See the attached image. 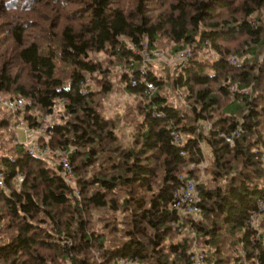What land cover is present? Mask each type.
Instances as JSON below:
<instances>
[{
    "label": "trees",
    "instance_id": "16d2710c",
    "mask_svg": "<svg viewBox=\"0 0 264 264\" xmlns=\"http://www.w3.org/2000/svg\"><path fill=\"white\" fill-rule=\"evenodd\" d=\"M263 14L264 0H0V95L31 102L24 115L33 129L38 112L53 116L62 106L39 142L75 148L67 155L81 195L18 142L11 128L18 114L4 108L0 264H193L186 228L200 237L207 264H239L240 247L264 257V236L252 246L249 224L264 200ZM164 38L175 44L171 53L193 48L171 94L134 51ZM233 56L245 60L233 64ZM113 75L136 100V115L126 114L128 142L103 107ZM208 122L209 131L201 127ZM237 129L231 147L225 136ZM173 131L187 136L184 148ZM204 142L213 154L211 180L199 185L205 220L180 218L171 205L181 177L198 174Z\"/></svg>",
    "mask_w": 264,
    "mask_h": 264
},
{
    "label": "rangeland",
    "instance_id": "374dc122",
    "mask_svg": "<svg viewBox=\"0 0 264 264\" xmlns=\"http://www.w3.org/2000/svg\"><path fill=\"white\" fill-rule=\"evenodd\" d=\"M263 18H264V14H263ZM36 23H38V22L36 21ZM174 45L175 44L172 43L170 40L164 38L162 40V42L160 43V45L155 47L153 50H150L147 45L144 47V50H140V49L134 50V48L132 47V49L136 53L137 52L139 54L141 53L140 57L143 60V69H145V70L150 69L151 71H153V73L156 74V76L161 77L162 80H164L166 82V89L169 92V94H171V92H172V83H173V80L176 76V69H177L178 65L183 64L182 61L180 59H178L179 54L171 53ZM185 50H187L189 52V56H188V58H189L190 55L192 54L193 48L187 47ZM154 53H157L158 55L155 56ZM99 56H100V58H104L102 54ZM200 56H203L204 58H215L216 57L215 53L213 51H210V50H207V52H206V50L204 52H203V50H201ZM261 58H262L261 61H264V56H262ZM233 59H235L239 63H241L245 60V58H243V57H234ZM233 59H232V62H233ZM116 69H117V73L120 72L121 74L124 73L126 70V68L124 66H122V67L113 69L114 70L113 73L116 71ZM112 77H113L112 80L115 83V90L112 94H109L107 96V98L105 99V101L103 103V107L105 109L106 116L114 119L115 121L120 120V124H119L120 126L118 129V133H119V135H121L123 137V141L128 142V139H129L128 136L130 134V131H132V126L129 124L130 121L126 122L128 119V118L126 119V114L130 115L129 119H132L133 115L134 116L136 115V113L134 112V110H135L134 106L136 105V100L134 99V97H128L125 93H123L122 92V86H121L120 82L118 81V79H116L114 77V75ZM91 84H92L91 87L93 88L95 84L94 83H91ZM95 89H96V87H95ZM232 89H233V91L242 92V94H248L249 93V90H246V91L241 90L238 88L237 85H234V87ZM155 91H156V89H155ZM4 97H6V96H4ZM231 99H233V97H231ZM177 100L180 101L179 98H177ZM3 109H4V107L0 104V118H1L2 114L5 113ZM61 114H64V111H63V108L61 105H59V107L56 110L55 115H53V116L52 115L51 116L41 115L38 112V126L34 129L30 128L28 120L25 119L24 114L22 116L17 115V118L15 120H12L11 128L14 131V133H16V137L18 139V142L20 144H22L25 149H28V147L31 145H35V146H39L42 149L47 148L53 154L55 152L61 151V153L64 154V156H66L68 159L67 154L74 153L75 148L71 149L70 151L61 150V149L54 151L48 147H42L40 142H39L40 139H42V138L43 139L45 138L46 140L49 139L48 129L52 126V124L56 120L59 119V115H61ZM21 118L26 120L28 123V127H27L29 129L28 134H25L24 130H22L18 126ZM202 126L205 127L206 130H208V131L212 129V125L209 122L202 124L201 127ZM208 127H211V128L209 129ZM42 129H44V132H46V133L43 134L42 132H40ZM201 147H202V154L204 156V160L200 164V166L198 167V174L193 178L198 184V189H199V185L205 184L207 181L211 180V176H209L207 174L206 168L210 165L212 155H213V154H211L212 151H211L210 146L206 142H204ZM49 159H51V161H53L51 156ZM48 164L52 167V162L48 163ZM192 168H194L193 165H191L189 167L190 170ZM72 169H73V167H72ZM189 175H190V173L189 174L185 173L181 177V179H183V180L188 179ZM72 186H73L72 190L75 189L78 193L76 196L77 199L80 200L81 195H80L79 190H77V187H76L75 174H74ZM194 220L204 221L205 218L201 214L200 217L194 218ZM263 221H264V214L261 215L259 220H257V223H258L257 226L259 229V233L261 234L260 240H262V238L264 236ZM185 233L192 235L193 239H194L193 247L191 250L192 256L197 251L204 252V254L206 255L205 251L202 249V247H204V246L200 240V237L198 235H196L195 233H190L188 228H186ZM183 238H184V235L179 233L178 236L175 237L173 242L174 243L180 242ZM224 245H225L224 248L228 249L229 248V246H228L229 240L227 242L225 241ZM241 250H243L242 247H240V251ZM240 251H239V257H240ZM227 256H228L229 260H231L230 258H232V256H234L233 252L230 251V249H229V252H227ZM123 263H124L123 261L120 262V264H123ZM125 264H127V263H125ZM206 264H207V262H206Z\"/></svg>",
    "mask_w": 264,
    "mask_h": 264
},
{
    "label": "built area",
    "instance_id": "2783aa9c",
    "mask_svg": "<svg viewBox=\"0 0 264 264\" xmlns=\"http://www.w3.org/2000/svg\"><path fill=\"white\" fill-rule=\"evenodd\" d=\"M144 50V49H140ZM141 54V53H140ZM155 56H157V53H154ZM189 52L187 50L179 53L178 59L182 61V63H186L189 59ZM237 64L235 59H233V64ZM91 82V78L87 77L84 81H82L81 86L87 87L89 86ZM156 89L155 84L153 83H147L146 92L149 95L154 94V91ZM0 104L8 109L10 112H13L14 114H18L19 116H22L24 114V111L27 109V106L31 105V102L25 98L19 97V98H7L3 95H0ZM18 126L24 130L25 134L29 133L28 123L23 118L20 119ZM209 129L211 127H208ZM40 132L43 134L44 129H42ZM239 135V129H237L235 132H233L229 136H225L226 141L230 144L232 147L235 143L236 136ZM172 136L175 142V145L184 148L188 144V139L185 134L179 132V131H173ZM31 154L34 156L51 163L52 167L57 171L59 175H62L64 180L67 182V184L72 188L73 186V169L72 165L69 159H67L64 154L60 152H55L54 154L51 153L47 148L42 149L39 146L31 145L28 147ZM51 154V155H50ZM181 155L184 157H188L185 152H182ZM50 156L52 157L53 161H51ZM24 181V178L21 177L18 179L19 183H22ZM5 182L4 178L0 174V188L4 187ZM74 193L77 196V191L75 189ZM200 193L198 189V184L194 179H185L183 185L181 186V189L175 194L174 200L172 202L171 208L172 210H176L177 214L180 218H198L202 214V210L200 208ZM264 214V200L260 201L257 205V208L254 209V211L250 212V228L253 231V234L250 236V244L252 246H255V244L261 239V234L259 233V229L257 226V220L261 217V215ZM243 250L240 251V262L239 264H264V257L260 253L259 250H256L252 256L248 254V251L242 247ZM127 263L126 261H123ZM192 262L193 264H206V255L204 252L197 251L192 256Z\"/></svg>",
    "mask_w": 264,
    "mask_h": 264
},
{
    "label": "clouds",
    "instance_id": "9594fccd",
    "mask_svg": "<svg viewBox=\"0 0 264 264\" xmlns=\"http://www.w3.org/2000/svg\"><path fill=\"white\" fill-rule=\"evenodd\" d=\"M12 3H13V0H6V6L11 5Z\"/></svg>",
    "mask_w": 264,
    "mask_h": 264
}]
</instances>
